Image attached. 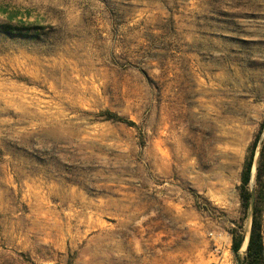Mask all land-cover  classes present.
<instances>
[{
	"label": "rangeland",
	"instance_id": "1",
	"mask_svg": "<svg viewBox=\"0 0 264 264\" xmlns=\"http://www.w3.org/2000/svg\"><path fill=\"white\" fill-rule=\"evenodd\" d=\"M260 129L264 0H0V264H244Z\"/></svg>",
	"mask_w": 264,
	"mask_h": 264
},
{
	"label": "trees",
	"instance_id": "2",
	"mask_svg": "<svg viewBox=\"0 0 264 264\" xmlns=\"http://www.w3.org/2000/svg\"><path fill=\"white\" fill-rule=\"evenodd\" d=\"M262 130L260 129L257 134L254 136L251 144L248 147V155L244 164V168L241 176V185L239 188L240 201L241 206L244 211H248L250 201L253 200V209H252V221L250 234L245 250L244 256V264H262L263 260V242L261 235V226L260 221L258 219L259 216V206L261 205V201L264 199L260 197L258 194L264 187L263 174H264V153L261 149L259 151V156L257 160V170H256V181L257 183H262L258 187V194L253 196V193L250 192L247 188L250 179V170L253 162V158L255 155V151L257 150V146L259 143L260 135ZM258 186V185H257ZM242 243V238L236 235H232V251L234 254H237L238 249L240 248Z\"/></svg>",
	"mask_w": 264,
	"mask_h": 264
},
{
	"label": "water",
	"instance_id": "3",
	"mask_svg": "<svg viewBox=\"0 0 264 264\" xmlns=\"http://www.w3.org/2000/svg\"><path fill=\"white\" fill-rule=\"evenodd\" d=\"M248 241H246V244H247Z\"/></svg>",
	"mask_w": 264,
	"mask_h": 264
}]
</instances>
